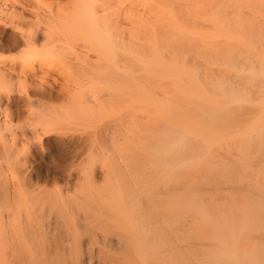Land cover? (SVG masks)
I'll list each match as a JSON object with an SVG mask.
<instances>
[{
  "label": "bare ground",
  "instance_id": "1",
  "mask_svg": "<svg viewBox=\"0 0 264 264\" xmlns=\"http://www.w3.org/2000/svg\"><path fill=\"white\" fill-rule=\"evenodd\" d=\"M70 1V13H52L46 0H0V25H16L12 44L29 49L0 60V88L17 80L28 95L50 98L56 87L42 82L41 69L55 52L52 29L71 17L87 21L103 58L141 73L129 75L148 123L133 125L124 140L132 146H121L130 175L107 169L98 194L85 177L83 196L51 199L57 215L47 225L26 200L24 226L9 220L13 239L0 223V264H264V0ZM110 23L130 25L132 43L109 41ZM55 119L22 138L0 120V153L11 159L25 141L41 142ZM141 147L150 196L147 170L136 166ZM95 238L112 254H87Z\"/></svg>",
  "mask_w": 264,
  "mask_h": 264
},
{
  "label": "rangeland",
  "instance_id": "2",
  "mask_svg": "<svg viewBox=\"0 0 264 264\" xmlns=\"http://www.w3.org/2000/svg\"><path fill=\"white\" fill-rule=\"evenodd\" d=\"M46 1L48 12L56 13L65 10V12L70 13L67 10L71 5L70 0ZM100 16H102L101 12L99 13ZM110 19L117 21L114 16ZM109 25L111 27L108 33L109 41L112 40L113 43L117 44L120 42L132 43L133 35L130 25L127 23L124 26L114 23ZM86 26L87 21L78 22L70 17L62 27L57 26L52 29L55 52L47 61V67L41 69L43 73L45 71V77L41 76L44 77L41 79L42 82L53 84L56 87L50 98L42 99L28 95L26 88L17 80L0 88L2 96L0 120L5 124L7 123L10 128V131L7 132L8 135H16L22 138L21 135L30 134L32 131L40 129L39 125L43 118H56L52 133L43 138L41 142L38 141L37 136L34 137L31 145L25 141L23 146L17 147V153L11 159L0 153V223H4V227L7 226V237L10 239L14 237L13 232L8 229L9 220L11 223L12 221H19L23 226L24 223L22 222L26 223V215L23 213L25 211L22 205L26 200L33 205L35 217L47 225L49 222H55L54 218L57 215L55 210L51 211L50 202L53 198L63 196L64 199H69L70 197L81 196L83 192L81 193L82 189L79 187L80 183L83 184V179L85 183L88 177L91 180L92 188H94L91 191L92 194L97 191L96 188H99V191L96 192L98 194L101 192L100 189L106 190L104 186H107L108 177L112 175L108 176L107 169L113 166H122V170H127L126 174L130 175L129 170L131 169L123 167V162H126L127 151H123L121 146L130 144L131 137L128 142L129 137L127 136L130 135V130L138 122L148 123L146 118L148 112L135 102V93L131 87L133 76H130L134 72L129 70L131 73L129 75L128 64L126 67L124 61H120L121 58L117 57L118 55H116L115 61L103 58L100 48L95 46L96 40L94 38L89 44ZM15 27L16 25L13 27V24L11 27V23L0 25V60H13L20 52L29 50L24 43L17 45L18 47L12 44L11 37L19 36V29H14ZM43 29L45 28L43 27ZM113 51L116 52L117 49L114 48ZM136 72L141 75L137 70ZM137 74L134 75L137 76ZM123 78L125 81L127 79L128 84L124 82ZM123 83L124 85H121ZM145 114L146 116H144ZM148 133L149 137L150 134ZM147 135L144 137L149 141L150 138L148 139ZM135 138H133L134 147L137 148ZM125 139L127 140L124 141ZM132 144L133 141L131 146ZM147 145L149 146V143L144 144L149 151ZM127 146L130 149L128 144ZM143 147L140 151H144V153L139 154L140 157L138 158L139 152H137L135 155L137 158L133 157V162L135 158L137 161L140 159L139 164L136 162V166L140 165V172L144 169L147 170V165L150 167L147 162L148 152L146 153ZM125 148L127 149L126 146ZM119 150L126 153L122 156V153L118 154L120 153ZM134 152L136 153V151ZM132 153L131 156H133ZM128 159H130L129 154ZM149 170L148 168L146 173L142 172L141 174L142 179L145 176L143 182L145 180L146 183L149 182V184H145L147 191L150 187L149 193L145 192L147 196L151 195L152 186H150V182L151 179L153 180L152 174L149 175ZM148 175L151 176V179L146 177ZM3 180L5 181L3 182ZM132 185L134 186V184ZM162 190L160 189V194ZM160 194L156 197L162 199L163 196L161 197ZM144 199L148 202L146 196ZM37 208H39L38 211ZM81 215L83 213H80L79 217V221L82 222L84 216ZM9 228L13 229L10 226ZM51 236V233H47L45 241L47 242ZM90 236L87 234L85 238L89 240ZM100 239L96 240L95 238L92 243L90 240V244L87 246L88 250L86 248L87 254L88 252L91 253L95 261L100 254L106 252L112 254L114 251L106 245L107 243H102ZM8 244L10 245L9 242ZM27 249H20L19 251L25 252ZM87 254L88 261L92 262L91 257Z\"/></svg>",
  "mask_w": 264,
  "mask_h": 264
}]
</instances>
